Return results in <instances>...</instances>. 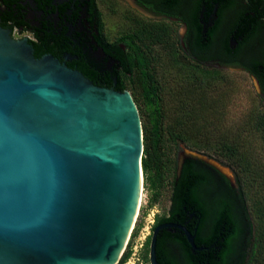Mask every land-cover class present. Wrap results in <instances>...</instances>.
<instances>
[{
	"label": "water",
	"instance_id": "1",
	"mask_svg": "<svg viewBox=\"0 0 264 264\" xmlns=\"http://www.w3.org/2000/svg\"><path fill=\"white\" fill-rule=\"evenodd\" d=\"M264 5V0H259ZM141 123L127 90L94 84L0 26V264H116L132 229ZM177 160V172L183 158ZM184 226H154L156 233ZM131 228V229H130Z\"/></svg>",
	"mask_w": 264,
	"mask_h": 264
},
{
	"label": "trees",
	"instance_id": "2",
	"mask_svg": "<svg viewBox=\"0 0 264 264\" xmlns=\"http://www.w3.org/2000/svg\"><path fill=\"white\" fill-rule=\"evenodd\" d=\"M21 1L0 0V26L13 28L22 24ZM204 1L205 20L214 4L218 6V15L225 9L233 14L226 32L220 36L217 56L222 63L243 66L254 74L264 94V5L259 0ZM137 27L134 22L125 38L107 44L105 40H101L102 43L96 41L105 52L101 61L76 47L75 58L66 65L77 69L96 85L130 91L141 123L140 167L142 186L149 194L147 206L157 202L162 189L166 187L169 191L166 213L155 214L150 228L168 221L180 224L193 235L195 247H201L192 250L178 228H161L155 240L157 262L177 264L169 250L172 243L190 264H264V162L258 161L248 148L236 141L238 135L214 134V126L208 129L207 112L216 107L206 96L220 75L219 69L203 64L216 53L212 49L215 45L213 35L207 32L201 36V43L193 41L196 46L201 44L200 64L198 58L191 59L183 54L175 38L163 33L161 28L156 34L149 31L145 34V30ZM229 38L237 41L233 50L229 48ZM29 42L34 56L44 51L58 59H61L58 48L67 45L66 40L50 39L45 35H38ZM250 42H253L252 48L241 54ZM162 58L168 59L179 74L178 79L188 80L182 91L187 99L177 102L172 117L163 113L161 87L155 73V65ZM107 63H110L108 67ZM240 128V131L257 135L264 145L263 110L251 111ZM179 144L222 158L234 171L235 186L217 169L198 158H183L177 172L175 154ZM138 226L136 219L116 264H123L129 257L130 242L136 236ZM149 239L150 235H147L142 244L146 261Z\"/></svg>",
	"mask_w": 264,
	"mask_h": 264
},
{
	"label": "flooded vegetation",
	"instance_id": "3",
	"mask_svg": "<svg viewBox=\"0 0 264 264\" xmlns=\"http://www.w3.org/2000/svg\"><path fill=\"white\" fill-rule=\"evenodd\" d=\"M120 1L125 3L128 8L126 22L130 26L135 22L139 30H145V34L148 31L156 34L158 28H161L165 31L163 33L179 40L183 54L191 59L198 58L200 64L201 44L196 46L193 41L199 40L201 43V36L207 32L211 33L213 35V43H215L212 49L216 53L213 58H209L204 62H214L219 66L234 65L242 68L254 77L260 96L264 98L261 86L254 74L243 66L233 63H222L217 56V52L220 51L218 47L219 39L221 34L226 32L228 22L233 17L232 11L225 9L222 14L218 15V6L214 4L205 20L206 2L204 0ZM21 6L24 13L22 24L19 27H5L10 29L11 37L17 38L14 36L16 31V33H23L22 37H26L28 41L37 39L38 35H45L50 39L59 38L66 40L67 45L58 48L61 54V59L59 60L65 64L75 58L73 53L76 47H79L82 52L94 56L97 61H101L105 52L96 41L102 43L101 40H105L107 44L111 40L125 38L129 31L128 27L113 30L111 34L110 22L108 21L109 14L107 12L108 6L104 3V0H40V2L22 0ZM228 44L229 48L233 50L237 45V41L229 38ZM252 44L253 42H250L247 46H244L241 54H244V50L249 52ZM119 45L123 47L122 44ZM106 65L108 67L110 63ZM168 223L172 222L168 221ZM194 248L196 250L201 249V247H195V245ZM169 250L175 257L177 264H190L181 255L177 246L170 243ZM192 250L194 249L192 248Z\"/></svg>",
	"mask_w": 264,
	"mask_h": 264
},
{
	"label": "rangeland",
	"instance_id": "4",
	"mask_svg": "<svg viewBox=\"0 0 264 264\" xmlns=\"http://www.w3.org/2000/svg\"><path fill=\"white\" fill-rule=\"evenodd\" d=\"M108 6V21L110 22L111 34L113 30L125 29L130 27L126 22V14L128 8L125 3L120 0H104ZM17 38L22 37L24 34L14 32ZM179 43V40L175 38ZM182 54V53H181ZM94 57V56H93ZM207 67H215L219 69V78L214 83V87L208 92L207 101L214 104L216 110L207 112V122L210 126H214V134H225L228 136L238 137L236 141L244 148H248L249 153L253 155L258 161L264 162V145L258 139L257 135L250 134L248 131L242 130L240 126L248 119L249 114L253 110L264 111V98L260 96L259 88L253 76L245 70L234 65H217L216 63L204 62ZM155 73H157V80L161 87L160 97L161 105L164 115L172 117L173 111L177 102L184 100L187 97L182 93L188 84V80L178 79L180 76L177 71L170 65L168 59L162 58L160 63L155 65ZM126 84H130L126 81ZM136 85V83H135ZM129 88V87H128ZM129 91L128 89H125ZM130 93V91H129ZM137 97V96H136ZM138 100L142 103V109L146 111V107L138 95ZM136 105V104H135ZM212 132V131H211ZM186 153L205 161L213 166L220 173H222L231 183L235 186V174L232 168L227 165V162L222 158H217L213 154H206L189 150L183 144H179L176 150V161L181 154ZM148 192L142 186V196L137 215L134 219L133 225L137 219L139 226L136 236L132 239L131 245L135 244L136 248L131 249L132 254L123 264H149L148 262V246L146 259L143 258L145 249L142 244L147 235L151 233V225L149 222L153 215L165 214L169 204V191L165 187L160 192L158 200L155 204L147 206ZM133 227V226H132Z\"/></svg>",
	"mask_w": 264,
	"mask_h": 264
},
{
	"label": "bare ground",
	"instance_id": "5",
	"mask_svg": "<svg viewBox=\"0 0 264 264\" xmlns=\"http://www.w3.org/2000/svg\"><path fill=\"white\" fill-rule=\"evenodd\" d=\"M141 196H142V185L140 184L139 185V188H138V191H137V196H136V203H135V208H134V212H133V221L137 215V212H138V208H139V205H140V201H141ZM133 226V222L131 224V227ZM131 229V228H130ZM129 235V234H128ZM128 235L126 236V240H127V237ZM126 242V241H125Z\"/></svg>",
	"mask_w": 264,
	"mask_h": 264
},
{
	"label": "built area",
	"instance_id": "6",
	"mask_svg": "<svg viewBox=\"0 0 264 264\" xmlns=\"http://www.w3.org/2000/svg\"><path fill=\"white\" fill-rule=\"evenodd\" d=\"M153 217H154V215H153ZM152 221H153V218H151L150 220H149V222H151L152 223ZM131 231V230H130ZM130 235V234H129ZM129 235H128V237H127V240H126V242H125V246H126V243L128 242V240H129ZM135 237V236H134ZM133 237V238H134ZM132 238V239H133ZM132 241V240H131ZM136 248V245L135 244H133V245H131V242H130V246H129V249H130V253H129V256L132 254V252H131V249L132 250H134ZM129 258V257H128ZM127 258V259H128Z\"/></svg>",
	"mask_w": 264,
	"mask_h": 264
}]
</instances>
